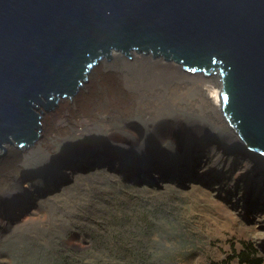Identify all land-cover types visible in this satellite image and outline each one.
<instances>
[{"label": "rangeland", "instance_id": "374dc122", "mask_svg": "<svg viewBox=\"0 0 264 264\" xmlns=\"http://www.w3.org/2000/svg\"><path fill=\"white\" fill-rule=\"evenodd\" d=\"M194 95L191 93L192 98ZM183 100L184 105H190ZM219 111L220 102L205 109L197 104L188 112H174L172 117L183 120L187 130L212 132L218 139L233 141L235 134L222 126ZM94 114V120H84L87 132H83L81 120H76L78 128L54 134L52 152L47 156L32 149L24 154L21 164L31 175L22 183H30L28 187L36 190L18 200L14 213H5L0 219L14 220L13 226L0 234V264H241L237 255L246 244L264 259V194L246 196L255 175L264 172L246 163L245 150L238 145L230 143L222 153L214 146L215 140H207L205 145L210 148L201 150L202 162L191 170L192 164L173 143L170 161L153 164L150 175L140 171L139 177L129 165L124 178L114 174L116 166L109 174L88 167L68 171V175L64 170L53 172L64 167L66 155L73 157L84 150V157L88 149L103 150L111 134L120 136L122 124L105 120L110 112ZM65 117L59 121L65 122ZM149 117L135 116L144 128L138 141L147 146L136 147L133 153L151 152L145 130L146 123L155 119L150 117L144 123ZM159 131L169 134L163 124ZM194 149L197 154L202 147L195 145ZM217 154L222 157L215 162ZM55 155L65 158L51 165ZM256 160L263 161L264 156ZM42 175L46 183L39 186L34 182Z\"/></svg>", "mask_w": 264, "mask_h": 264}, {"label": "water", "instance_id": "95a60500", "mask_svg": "<svg viewBox=\"0 0 264 264\" xmlns=\"http://www.w3.org/2000/svg\"><path fill=\"white\" fill-rule=\"evenodd\" d=\"M113 47L130 56L151 48L188 71L218 75L230 126L264 156V0H0L4 153L9 135L20 148L40 135L36 103L49 110L57 94L72 97Z\"/></svg>", "mask_w": 264, "mask_h": 264}, {"label": "bare ground", "instance_id": "6f19581e", "mask_svg": "<svg viewBox=\"0 0 264 264\" xmlns=\"http://www.w3.org/2000/svg\"><path fill=\"white\" fill-rule=\"evenodd\" d=\"M110 50L112 58L108 59L106 52V55H103L92 67L87 69L88 72L83 74L87 75V81L80 80L82 85L78 87L76 93L72 94V97L57 94L59 97L57 99L58 105L49 110L44 105L36 103L43 112L32 107L41 115L39 120L41 130L34 128V131L39 132L40 135L32 144L28 147L22 145L23 149L21 150L18 145H14L15 139L11 135L9 138L13 143L10 141L1 143L6 148V154H3L4 148H0V154H2L0 155V219L5 213H14L18 206V200L36 190L33 187H28L30 183L27 185L22 183L23 178L31 175V173L27 175L21 164L27 150L43 152L45 155L50 151L52 152L53 145L50 140L54 134L70 132L71 127L78 128L75 124L76 120H81L80 125L83 126V132H87L88 124L84 120H94L96 118L95 112L105 114L110 112L111 115H108L105 120L109 123L118 122L122 124L120 136L116 137L115 134H111L108 140L103 143V150L88 149L87 152L85 151L86 157H83L84 150L83 152L78 150L73 157L66 155L64 167L55 168L53 172L57 173L64 170L68 175L69 172L81 171L88 167L97 169L99 173L109 174L110 170L116 166L118 168L114 174L119 178H124L128 174L126 166L129 165L133 166L132 173L139 175V177L141 176L140 171H146V175H150L153 164L164 165L170 161L169 149L173 143L180 146L183 156L186 155L188 162L192 164H190L191 170L194 164L198 165L202 162L200 157L204 154L202 153L204 152L203 149L210 148V145H205L207 140H215L214 146H218L222 153L226 150L225 146L231 147L230 143L235 144V146L238 145L240 149L245 150L243 153L248 158L246 163L250 166H256L259 173L264 172V160H256L260 154L247 148L243 138L230 126L221 108L222 83L218 75L212 72L204 74L188 71L180 62L172 58V55H170L172 59H166L160 50H158L160 54L156 56H154L151 48L148 52H144V49L138 51L135 47L131 48L129 49L131 56L126 54L123 48L113 47ZM191 93H195L193 98ZM210 95L212 99H210ZM41 99L47 102L44 98L41 97ZM183 99L190 105H184ZM218 102H220L219 113L224 122L222 126L233 131L232 133L235 134L233 141L225 138L218 139L212 132H204L191 127L187 130L183 120L172 117L174 112L177 113L179 110L188 112L193 110L197 104H201L205 109V106L210 107ZM65 113L67 114L66 117L64 116ZM136 115L143 118L149 115L151 119H155L146 123L147 130L145 132L150 139L147 140L152 145L150 153L131 152L132 149L136 150V147L140 150L147 146L146 143L143 144L138 141V137L144 128L143 124L135 120ZM64 117L65 122H60V119H64ZM150 117L149 119L145 118L144 123L145 120H150ZM162 124L169 128V134L159 131ZM195 145L202 147L197 154L193 153L196 151ZM185 148L186 151L184 152ZM221 154L214 157L215 162L221 159ZM150 156L153 157L150 158ZM63 158L65 156L55 155L50 164L54 165ZM140 166H142L141 170ZM43 169L47 168L43 167ZM188 171L187 167L186 172ZM240 175L252 179L248 173L241 172ZM60 179L62 180V177ZM14 180L18 182V185L11 184ZM243 181L244 186H246V179ZM34 183L40 186L46 183V180L42 175V177H37ZM262 194H264V175H255L246 190V196L258 197ZM33 202L35 201H30L31 204ZM13 223L14 220L11 219L0 220V234L9 230Z\"/></svg>", "mask_w": 264, "mask_h": 264}, {"label": "trees", "instance_id": "16d2710c", "mask_svg": "<svg viewBox=\"0 0 264 264\" xmlns=\"http://www.w3.org/2000/svg\"><path fill=\"white\" fill-rule=\"evenodd\" d=\"M255 249L249 244L245 245V248L239 251L238 257L240 258L241 264H264L262 256L254 254Z\"/></svg>", "mask_w": 264, "mask_h": 264}]
</instances>
